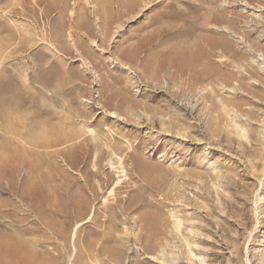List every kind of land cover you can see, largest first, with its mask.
<instances>
[{"label": "rangeland", "instance_id": "1", "mask_svg": "<svg viewBox=\"0 0 264 264\" xmlns=\"http://www.w3.org/2000/svg\"><path fill=\"white\" fill-rule=\"evenodd\" d=\"M208 12L220 23L201 30ZM180 46L223 79L204 94L169 69L158 82L149 56ZM0 102V141L20 142L0 157V233L42 264H264V0H0ZM98 121L123 147L115 172L95 152L84 166ZM51 126L77 139L36 159L54 149L27 141ZM11 152L26 161L16 172Z\"/></svg>", "mask_w": 264, "mask_h": 264}, {"label": "bare ground", "instance_id": "2", "mask_svg": "<svg viewBox=\"0 0 264 264\" xmlns=\"http://www.w3.org/2000/svg\"><path fill=\"white\" fill-rule=\"evenodd\" d=\"M197 10L199 12V10L202 7L196 6ZM133 11V10H131ZM209 13V12H208ZM203 15V14H202ZM201 22L199 25V29L204 30L210 23V21L213 22V24H218L220 23L219 20H217V17H212L211 13L208 14V17H200ZM194 29V28H193ZM197 29V30H199ZM196 30V31H197ZM186 31V29H185ZM186 34V33H184ZM200 34V33H199ZM204 33H202L203 36ZM173 35V34H172ZM198 35V34H197ZM199 36V35H198ZM200 36L199 38L202 39L203 37ZM194 37V34H193ZM196 37V36H195ZM185 38V37H184ZM189 38V37H187ZM192 39V38H191ZM204 39H202L203 41ZM207 40V39H206ZM189 41V40H188ZM195 41V40H194ZM199 41V39H198ZM145 42H148L145 41ZM196 42V41H195ZM207 46L209 47V49H213L215 48L216 44L212 42H207L205 41ZM187 43V42H186ZM185 43V44H186ZM140 45V44H139ZM138 45V46H139ZM144 45V44H143ZM188 45V44H187ZM190 45V44H189ZM185 46V45H184ZM136 47V46H135ZM133 47L131 48V55H134L136 53H138V49L139 47ZM141 47H143L141 45ZM188 47V46H187ZM218 48V46H216ZM221 48H223L221 46ZM188 49V48H187ZM223 50V49H222ZM184 50H182V47L180 46L177 50H171V52H168L167 54H165L163 56V58L161 57V55H159V60H158V64L154 63V60L158 59L155 58L154 54H151L149 56V60L147 65H152L157 66V69H155V75H153L155 78H158L160 73H162V71L169 69L171 70L170 72L166 73L167 79L170 82H175L176 80H180L184 78L185 75L188 76V78L186 79V83L190 88H200L202 91L201 93L204 94L206 90H210L211 89V85L212 82H218L220 79L219 77V73L216 67L213 66V63L210 59V56L208 55V52H203L202 50L199 49V51H197V53H194L192 55H190L188 53L185 54V52H183ZM212 52V51H211ZM164 54V53H163ZM221 55V54H220ZM223 57V56H222ZM223 59V58H221ZM132 67V66H131ZM168 70V71H169ZM164 73V72H163ZM165 74V73H164ZM165 78V77H164ZM185 79V78H184ZM152 80V79H151ZM162 80V79H161ZM218 80V81H217ZM150 81V80H149ZM155 81V80H154ZM153 82V81H152ZM158 82H159V78H158ZM185 82V81H182ZM210 82V83H209ZM13 83V82H12ZM154 83V82H153ZM161 83V82H160ZM219 83V82H218ZM5 84V83H4ZM11 84V82H10ZM151 84V83H150ZM158 84V83H157ZM180 84H182L180 82ZM221 84V82H220ZM223 84V83H222ZM21 82L19 83V85L15 84L13 86H16L15 88H20L21 87ZM216 85V84H215ZM219 85V84H218ZM5 86V85H4ZM8 86V84H7ZM11 86V85H10ZM186 86V87H188ZM221 86V85H220ZM219 86V87H220ZM3 87V86H1ZM214 87V85H213ZM216 88V87H215ZM214 88V89H215ZM189 89V88H188ZM12 90V89H11ZM192 90V89H191ZM24 91V90H22ZM214 91V90H213ZM181 92V91H180ZM184 92V91H183ZM196 92V90H195ZM198 92V91H197ZM200 93V94H201ZM7 94V93H6ZM182 94V93H181ZM207 94V93H206ZM193 95V94H192ZM209 95V93H208ZM212 95V94H211ZM179 96V94H178ZM176 97V96H174ZM201 99V98H200ZM3 102H0V117H2V115H6L5 114V106H1ZM9 107V106H8ZM122 109V108H121ZM133 109V108H132ZM39 110H37L34 115L38 116L40 113L38 112ZM124 111V110H123ZM122 111V112H123ZM110 112V111H109ZM116 112V111H115ZM121 112V111H120ZM112 114V112H111ZM115 115L118 116V114H122V113H114ZM58 115V114H57ZM123 116V114H122ZM158 117V116H156ZM163 117V116H162ZM123 118V117H121ZM153 120V119H152ZM166 121V120H164ZM169 121V120H168ZM99 122V121H98ZM167 122V121H166ZM166 124V123H165ZM168 124V123H167ZM163 126V125H162ZM161 126V127H162ZM169 126V125H168ZM98 130L97 133L94 135L95 139H97L96 143L93 145V150L88 149L87 151V158L85 160V167L88 166V157L90 155L91 152H95L96 154V163L97 165H100L102 161H107L108 164L110 165L111 170H113V172H115V169L112 166L111 160L113 156L120 154L123 157V147L120 144V139L116 138L114 135L113 138H110V136H108L107 131L102 129V121L98 123ZM164 127V126H163ZM42 129V128H41ZM170 130V129H169ZM174 130V129H173ZM47 131V130H46ZM105 131V132H104ZM45 132V131H44ZM49 132L51 134H46V137L44 139L42 135L40 137V139L38 140H29V142L27 141V143L31 146L32 150L33 149H38V150H48V149H54L51 152H37L36 154V159L41 160L42 157H44L46 154L51 156V158H54L56 156L62 155V151L58 148L60 144H68V142L73 141L74 139H77L75 135L67 133L65 135L59 136V128L58 126H51V129L49 128ZM176 132V131H175ZM40 133V132H39ZM44 134V133H43ZM120 136V135H119ZM112 137V136H111ZM22 138V137H21ZM23 139V138H22ZM10 140H2L0 141V157H4V155H6L7 150H11L10 148L13 147H18L20 146V142H18L17 140L15 141L16 144H12L11 142H9ZM24 142L26 143V141L24 140ZM72 143V142H71ZM83 143V142H82ZM22 144V143H21ZM76 145L72 144V146L67 147L66 149H64L65 151L63 152L66 155H63V160L65 163H69V167L71 169H73L75 167L76 161L73 160L72 155H73V151H74V147ZM79 147L81 145H78ZM84 146V144H83ZM82 146V147H83ZM92 146V144H91ZM104 147V148H102ZM7 149V150H6ZM10 152V151H9ZM32 152V151H31ZM86 151L84 152H80V155H84ZM19 153V152H18ZM17 153V154H18ZM16 153H10V159H9V164L12 165V169L14 170V172H16L17 169L21 168L23 166V164L26 161H22V157H18ZM23 153H20L19 155H22ZM25 154V153H24ZM29 154L33 155L32 153L29 152ZM93 154V153H92ZM85 156V155H84ZM35 157V156H34ZM119 158L117 161V164L119 166V172L122 174L123 176V158ZM45 158V157H44ZM117 158V157H116ZM129 158V157H128ZM127 158V159H128ZM122 159V160H121ZM126 159V160H127ZM84 160V159H83ZM128 161V160H127ZM83 162V161H82ZM92 163V162H91ZM1 164V163H0ZM107 165V164H106ZM36 165L33 163L32 165H30L27 169L26 173H29L33 170H35ZM116 172V173H119ZM262 174H264V170H262ZM90 174V179L92 178H100L101 175H99V173H89ZM104 176V175H103ZM87 178V179H86ZM84 178L83 177V185H79L81 188L80 191V195L77 193H73V196L75 197V200H79L80 198H82V202L77 204V208H78V212H85L87 210V203L85 202V195H84V191L87 188V185L90 182V179L88 177ZM112 178V173H108L105 175V177H103L104 181H108ZM93 180V179H92ZM91 180V181H92ZM120 180V179H119ZM26 182V181H25ZM74 182V180H71L69 178V176H66L65 174H63V182L62 185L65 186L66 190H69L71 188L72 183ZM34 184V183H32ZM163 185V182L161 183ZM70 185V186H69ZM77 186V185H76ZM170 186V185H168ZM34 187V185H33ZM103 187V186H102ZM77 188V187H76ZM91 188L90 192L93 196L97 195V191H96V187H88ZM170 188V187H169ZM167 190V189H166ZM79 192V191H78ZM167 192V191H166ZM42 194V193H41ZM45 195V194H44ZM117 207V206H116ZM114 209V208H113ZM85 214V213H84ZM83 214V215H84ZM85 216V215H84ZM80 217V216H79ZM90 215H88L87 218H89ZM77 225V223H76ZM113 227V223H111V226ZM27 230V229H26ZM25 231V230H23ZM29 231V230H28ZM27 231V232H28ZM20 233V232H19ZM17 234V233H16ZM15 233H0V264H42V260L39 258V256H36L34 254L31 253L30 248L28 246L27 241H24V239L22 238H18V236H16ZM22 234V232H21ZM31 234V232H30ZM28 235V234H27ZM21 237V236H20ZM23 237V236H22ZM25 237V236H24Z\"/></svg>", "mask_w": 264, "mask_h": 264}]
</instances>
